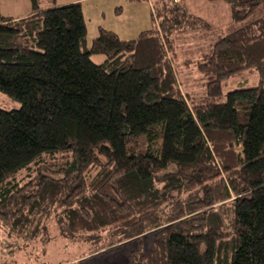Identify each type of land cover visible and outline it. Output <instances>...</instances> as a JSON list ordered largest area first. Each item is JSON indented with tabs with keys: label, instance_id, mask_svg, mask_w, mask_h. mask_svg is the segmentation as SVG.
Segmentation results:
<instances>
[{
	"label": "trees",
	"instance_id": "16d2710c",
	"mask_svg": "<svg viewBox=\"0 0 264 264\" xmlns=\"http://www.w3.org/2000/svg\"><path fill=\"white\" fill-rule=\"evenodd\" d=\"M30 1L27 17L0 10V91L22 104L0 107V224L29 241L54 226L89 257L134 244V264H264V87L220 102L224 81L264 75V0H209L243 24L200 56L203 97L169 61L175 34L212 26L182 2L158 0L133 40L99 28L83 50L80 2ZM227 200L231 233L208 221Z\"/></svg>",
	"mask_w": 264,
	"mask_h": 264
},
{
	"label": "rangeland",
	"instance_id": "374dc122",
	"mask_svg": "<svg viewBox=\"0 0 264 264\" xmlns=\"http://www.w3.org/2000/svg\"><path fill=\"white\" fill-rule=\"evenodd\" d=\"M64 1L68 0H57ZM82 1L84 18L88 25V45L84 46L83 50H89L94 36H98L99 28L114 31L124 40H133L142 31L152 28L154 6L158 0H142L137 3L130 0ZM176 1L182 2L189 14L206 19L214 29L192 31L189 28L183 33L179 32L180 34L174 35V53L167 48L180 89L188 95L203 97L206 95V86L197 69L200 56L210 49L211 43L219 36L228 34L243 22L234 21L230 5L224 1ZM46 3L47 0L42 1V4ZM29 4L30 0H0V10L3 14L20 17L31 7ZM90 57L96 63H102L106 58L103 54H92ZM256 86L264 87V75L258 69H247L222 83L223 94L220 102L226 100V94L230 91ZM21 106L20 102L0 91V107L11 110ZM215 208L217 212L208 216L209 223L219 224L224 232L231 233L234 229V203L227 200ZM51 233L50 238L43 236L29 241L25 233L10 232L6 226L0 224V264H134L136 261L131 257V252L135 249L134 244L119 246L89 257L90 255L84 256L90 247L88 243L63 238L54 226ZM233 251L231 234L225 238L222 245L223 259H230Z\"/></svg>",
	"mask_w": 264,
	"mask_h": 264
},
{
	"label": "crops",
	"instance_id": "0c3cea01",
	"mask_svg": "<svg viewBox=\"0 0 264 264\" xmlns=\"http://www.w3.org/2000/svg\"><path fill=\"white\" fill-rule=\"evenodd\" d=\"M42 1L43 0H41V2H40V9H39V11H44V10H46V9H49V8H53V7H55V6H62V5H65V4H69V3H73V2H80L81 3V5H82V9H83V14H84V7H83V1L82 0H68V1H64V2H57V0H47L48 1V3H46V4H42ZM130 1H132V2H135V3H137V2H140V1H142V0H130ZM31 7H29V9H27L26 11H25V14H24V16H20V17H16V16H12V15H9V14H3V12H1L4 16H6V17H13V18H15V19H18V18H23V17H27V16H29V15H31L32 13H33V10H32V3H31V1H30V4H29ZM2 11V10H1ZM84 17H85V14H84ZM86 22V21H85ZM86 26H87V33H88V25H87V23H86ZM97 36V34L94 36V37H96ZM94 39V38H93Z\"/></svg>",
	"mask_w": 264,
	"mask_h": 264
}]
</instances>
